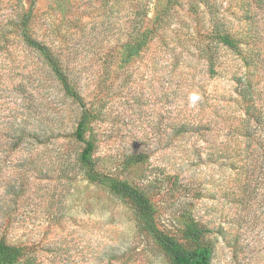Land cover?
I'll return each mask as SVG.
<instances>
[{
	"label": "rangeland",
	"instance_id": "obj_1",
	"mask_svg": "<svg viewBox=\"0 0 264 264\" xmlns=\"http://www.w3.org/2000/svg\"><path fill=\"white\" fill-rule=\"evenodd\" d=\"M29 10L97 116V169L177 237L190 210L211 264H264V0H0V239L25 246L17 264H171L81 166L83 108L24 43Z\"/></svg>",
	"mask_w": 264,
	"mask_h": 264
},
{
	"label": "trees",
	"instance_id": "obj_2",
	"mask_svg": "<svg viewBox=\"0 0 264 264\" xmlns=\"http://www.w3.org/2000/svg\"><path fill=\"white\" fill-rule=\"evenodd\" d=\"M32 13V10H29L22 18L20 24L22 39L27 46L41 54L63 85L68 96L83 108L74 134L76 139L84 144L79 155V162L88 177L92 181L108 186L133 206L138 214L139 224L166 253L171 264H211L213 248L205 240V237L212 230L197 221L190 210H185L182 214L181 236L177 237L160 228L157 222L156 206L147 192L126 179L104 174L97 169L94 158L96 141L90 132L91 124L97 116L91 108L87 107L83 96L71 85L61 64V58L50 46L32 35ZM218 38L224 44L237 48L236 40L229 34H219ZM24 254V245L11 244L5 239H0V264H17ZM29 264L35 263L30 260Z\"/></svg>",
	"mask_w": 264,
	"mask_h": 264
},
{
	"label": "clouds",
	"instance_id": "obj_3",
	"mask_svg": "<svg viewBox=\"0 0 264 264\" xmlns=\"http://www.w3.org/2000/svg\"><path fill=\"white\" fill-rule=\"evenodd\" d=\"M189 100L192 104H195L196 102H198L200 100V96L198 94H191L189 96Z\"/></svg>",
	"mask_w": 264,
	"mask_h": 264
}]
</instances>
